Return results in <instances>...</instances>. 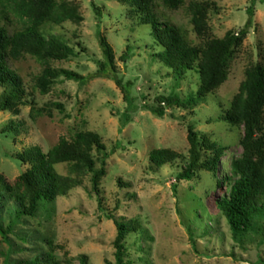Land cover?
<instances>
[{"label": "rangeland", "instance_id": "1", "mask_svg": "<svg viewBox=\"0 0 264 264\" xmlns=\"http://www.w3.org/2000/svg\"><path fill=\"white\" fill-rule=\"evenodd\" d=\"M77 6L79 21L46 23V35L61 36L76 53L46 65L30 54L10 66L23 78L24 98L17 110L0 112V175L14 182L29 167L19 159L25 150L37 146L47 152L60 138L72 141L79 132L97 133L108 151L106 175L98 190L92 174L65 196L43 202L37 212L16 219V202L3 192L0 223L14 222L8 240L0 234V264H23L24 260L45 258L53 253L61 264H118V229L109 215L128 224L131 230L122 243L123 264H264V242L259 236L244 244L234 241L230 225L216 200L230 188L235 177L232 161L242 155V126L224 120L247 67L264 64V0H259L249 34L235 47L227 80L213 93L202 97L193 109L174 106L160 118L151 112L160 95H194L199 73L188 71L177 81L172 70L157 57L161 47L151 36V25L141 24L129 7L116 0H58ZM192 1L177 10L157 5L155 12L178 25L187 40L201 45L211 38L238 33L249 19L251 0H208L214 6L208 14L209 36L197 35L193 24ZM100 11V12H99ZM0 24L11 33L20 23L0 13ZM98 31L106 36L115 53L117 75L132 82L135 105L131 121L123 125L129 103L115 80L97 74L104 60ZM132 51L123 59L128 47ZM71 70L89 77L85 85L55 78L48 91L38 87L45 68ZM0 87V93L2 92ZM200 139L224 148L218 172L199 169L192 180L177 181L189 161V127ZM169 148L180 154L175 161L157 167L151 152ZM203 160L213 150H202ZM93 155L100 167V153ZM62 175L70 174L68 164L57 165ZM229 179V180H228ZM222 187L219 188V182ZM102 204V206H100Z\"/></svg>", "mask_w": 264, "mask_h": 264}, {"label": "trees", "instance_id": "2", "mask_svg": "<svg viewBox=\"0 0 264 264\" xmlns=\"http://www.w3.org/2000/svg\"><path fill=\"white\" fill-rule=\"evenodd\" d=\"M129 7L132 16L139 18L141 24L151 25V36L156 45L161 47L157 53L160 61L172 70L177 81L184 78L190 70L199 73L198 91L182 98L177 93L160 95L158 106L151 108L157 117H164L167 110L174 106L193 109L199 100L215 92L228 78L229 65L235 47L249 34L254 23L255 8L259 0H251L247 8L249 19L245 27L238 33L230 30L223 38H209L201 45L191 44L182 29L171 19L162 20L155 12L157 5L177 10L185 4V0H116ZM214 3L211 1H192L189 5L193 13V24L197 35L201 38L209 36L208 14ZM100 12V11H99ZM0 13L6 18L10 15L18 20L20 28L13 33L0 24V112L17 110L24 98V82L21 75L10 66L9 60H18L30 54L49 65L52 60H65L76 55L74 49L59 35H46L42 28L46 23L62 24L66 21H79L81 15L78 8L67 1L58 0H0ZM104 60L100 62L97 72L100 76H108L115 80L122 89L125 101L129 103L124 115L123 125L131 121L129 111L134 110L131 90L133 83H123L117 75L115 53L112 45L101 31L97 33ZM132 51L129 46L123 59H128ZM74 80L82 85L89 82V77L71 70H55L47 66L38 78V87L48 91L50 85L59 75ZM224 120L235 126H242L244 134L241 139L242 155L232 161L234 179L230 188L218 197L216 205L226 217L233 239L238 244L260 237L264 242V64L259 62L247 67L245 79L239 91L226 110ZM190 156L184 170L177 175V181L192 180L199 169L218 172L224 148L208 139H200L193 126L189 127ZM213 150V154L203 160L202 150ZM100 153V167L93 155ZM115 150L108 151L101 137L94 132H79L70 141L65 137L47 152L34 146L19 155V159L29 163L30 167L14 182H8L0 175V198L3 192L13 199L18 208L16 219L37 212L43 202H52L59 196L80 185L83 175L92 174L94 189L98 190L102 178L106 175L107 160ZM151 161L162 167L180 157L176 151L165 148L151 152ZM68 164L70 174L62 175L57 165ZM229 180V179H228ZM219 188L223 182H219ZM102 206V204L100 205ZM114 220L118 236L115 241L118 264H123L125 247L122 243L128 232L133 230L128 224L109 215ZM14 222L8 227L0 223V234L8 240ZM23 264H61L51 252L45 258L36 257L24 260Z\"/></svg>", "mask_w": 264, "mask_h": 264}]
</instances>
